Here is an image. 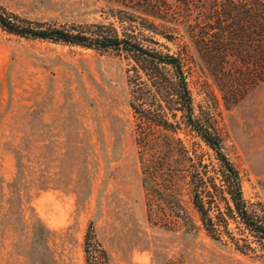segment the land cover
<instances>
[{
	"label": "rangeland",
	"instance_id": "rangeland-1",
	"mask_svg": "<svg viewBox=\"0 0 264 264\" xmlns=\"http://www.w3.org/2000/svg\"><path fill=\"white\" fill-rule=\"evenodd\" d=\"M0 4L32 20L70 24L105 20L107 2ZM179 29L194 57L190 86L197 110L213 117L247 200L264 213V82L236 99L235 88L219 85L185 27ZM127 68L111 52L27 39L0 28V264L47 262L30 224L19 229L21 198L28 215L38 214L49 229L60 264H87L90 222L111 264H264L262 256L244 254L204 230L169 229L149 219ZM180 135L213 158L198 138L186 130Z\"/></svg>",
	"mask_w": 264,
	"mask_h": 264
},
{
	"label": "trees",
	"instance_id": "trees-1",
	"mask_svg": "<svg viewBox=\"0 0 264 264\" xmlns=\"http://www.w3.org/2000/svg\"><path fill=\"white\" fill-rule=\"evenodd\" d=\"M105 1V20L70 24L32 20L0 4V28L124 58L149 219L169 229L204 230L213 240L264 258V213L247 200L240 170L224 151L213 117L197 110L190 86L194 57L179 29L185 27L219 85L235 88L239 99L264 82V0ZM183 130L208 146L213 158L182 137ZM23 199L19 229L30 224L45 264H60L49 245V229L38 214L28 215ZM31 252L18 255L30 257ZM84 252L87 264H111L93 222Z\"/></svg>",
	"mask_w": 264,
	"mask_h": 264
}]
</instances>
